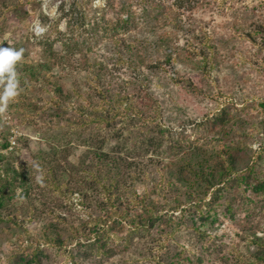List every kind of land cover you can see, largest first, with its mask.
<instances>
[{
  "label": "trees",
  "instance_id": "obj_1",
  "mask_svg": "<svg viewBox=\"0 0 264 264\" xmlns=\"http://www.w3.org/2000/svg\"><path fill=\"white\" fill-rule=\"evenodd\" d=\"M33 1L0 0V13L13 11L19 22L26 21L30 16L28 3ZM135 1L144 7L145 17L153 22V38L135 35L123 38L120 34L121 31L127 33L138 26V15L133 12L131 3L124 4L116 12L114 20H108L105 15L99 18L89 16L76 2L67 12L65 6L60 9L61 19L67 18L69 36L62 38L57 28L58 36L44 37L39 42L41 62L28 64L20 60L17 63L16 71L21 86H50L45 87L50 97L45 105L50 110L45 105L38 106L25 96L18 103L28 107L33 115L40 118H63L70 130L60 134V138L57 135L58 145L53 144L47 152H38L28 167L16 170L8 166L4 171L5 176L0 174V220L6 207L13 206L18 198L29 203L34 200L33 191L41 183L45 187L47 184L54 196L70 203V208L80 207L89 216L86 223L90 224V228L84 222L80 221L79 224L86 235L84 241L88 243L75 239L78 248L86 250L81 254L89 252L88 257H108L113 253V250L107 249L112 235L104 225H100L106 223V219L92 218L90 205L98 204L112 223L129 224L128 234L124 237L125 244H130L132 237L146 230L148 225L152 227L161 221L169 225L172 222L154 216L148 204H143L145 202L140 204L143 213H132L130 208H124V205H130L137 198L136 184L153 167L160 174L156 186L166 194L170 193L167 196L169 199L174 194L173 201H176L177 208L183 214L181 219L189 218L194 222L198 217L200 225H206L210 220L215 222L218 208L224 207L230 221L255 247L248 264H264V146L250 153L247 144L240 140L247 135L243 131L244 125L239 124L236 118L235 123L239 127L236 124L234 128L231 116L224 107L212 117L205 116L197 135L198 140L209 134L212 137L221 135L225 142L222 148L175 140L164 122L165 107L152 88V76L164 74L171 78L175 86L188 89L191 93L209 95L208 90L199 88L191 78L181 76L175 66L182 64L199 71L208 80L216 67L217 48L210 44L211 37L207 32H203L200 46H194V42L178 46L174 42L176 36L172 38L160 34L159 28L172 25L181 29L179 12L177 14L175 8H167L160 0ZM192 1L196 0H176L171 5L176 6V9L189 8ZM115 2L106 0L105 9L115 11ZM109 28L114 33L110 41L117 56L116 65L130 69V81L116 80L109 75L111 70L106 61L89 56L93 52V45L104 41L105 36H101L100 30L107 32ZM247 37L253 39L251 34ZM2 46L9 47L6 44ZM262 65L264 68V59ZM169 68L174 69V72L169 71ZM75 69L86 73L84 83H75L71 74ZM56 70L66 72V75L49 78ZM174 93L172 89L170 98L176 102L175 98L179 95ZM261 106L264 109V103ZM70 113L75 116L66 118ZM76 128L82 129L81 132ZM73 137L80 139L81 144L73 146ZM60 139L65 141L64 144L60 142L61 146ZM167 143L170 144V152L168 157L166 153L168 161L164 163L159 160L163 158L159 151L167 148ZM3 147L10 148V140ZM81 147L85 148L84 152L76 161L70 160V154ZM151 151L158 155L154 156L157 160L144 162L143 158H147ZM6 158L7 155L0 154V163ZM10 173L12 177H8ZM82 181H87V184L83 185ZM16 188L21 189L20 196ZM179 193L183 200L177 197ZM75 200L78 202L74 203ZM31 211V218L33 215L37 218V211ZM10 212L6 216L8 221L14 225L24 224L26 217L18 221V214L12 210ZM39 214L43 215L41 211ZM49 215L52 218L46 227L54 232L55 237L48 240L55 247L67 251V243L58 227L62 223H69L68 219L58 210H53ZM71 228L74 232L72 236L79 237L76 226L71 225ZM29 249L17 253L14 257L17 262L14 264H43L44 259L49 258L40 244ZM71 253L68 252L70 261L82 264L75 262L76 257ZM178 263L182 264L180 261Z\"/></svg>",
  "mask_w": 264,
  "mask_h": 264
},
{
  "label": "rangeland",
  "instance_id": "obj_2",
  "mask_svg": "<svg viewBox=\"0 0 264 264\" xmlns=\"http://www.w3.org/2000/svg\"><path fill=\"white\" fill-rule=\"evenodd\" d=\"M160 1L167 8H175V12H179L181 25V29L172 25L160 27V34H166L172 38L176 36L174 42L183 47L188 42L191 44L194 42V46H200V38L203 32H207L211 37L210 44L216 46L218 51L216 67L208 80H205L199 71L182 64L175 66V70L181 76L191 78L199 88L204 91L208 90L209 95L191 93L188 89L184 90L175 86L171 78L164 74L152 76L153 92L165 107L164 122L174 139L181 142L186 141L187 144L198 146L207 144L208 147L222 148L225 142L221 135L212 137V134H209L201 140H198L197 135L205 116L211 115L212 117V114L224 107L231 116L230 120L234 128L237 124L235 123L236 118L239 124L244 125L243 131L247 135L241 137L240 140L247 144V150L250 153L259 151L260 146H264V109L261 106L264 103V68H262L264 0H196L188 5L189 8L182 9H176V6L171 5L176 0ZM33 2L35 4L28 3L27 9L30 16L26 21L19 22L13 11L0 13V46L6 44L17 50L22 49L21 60L28 64L41 62L42 50L39 42L44 37L58 36L57 28L62 33V38L69 36L67 18L61 19L60 9L65 6L67 12L76 2L89 16L99 18L105 15L108 20H114L116 12L124 4L131 3L133 12L138 15V26L127 33L121 31L122 37L128 38L134 35L140 38L154 37L151 31L153 22L145 17L144 7L139 6L135 0H116L115 11L105 9L106 0H34ZM107 30L109 31L100 30L101 36H105L104 41L94 44L93 52L89 56L106 61L111 70L109 75L116 80L130 81V69L116 65L117 56L113 51L112 41H110L114 33L110 28ZM249 34L253 39L247 37ZM58 47L60 48V45ZM169 71L174 72V69L169 68ZM71 74L76 84L85 82L87 75L81 69H75ZM62 75L65 76L66 72L61 73L56 70L49 78L52 76L60 78ZM19 87V95L14 101L9 102L5 110L0 111V154L7 155L6 160L0 163V174L3 176L8 166L16 170H21L24 166L28 167L38 152H47L53 144H57V135L60 138V134H65L70 130V126L63 118H40L36 114L33 115L28 107L18 103L25 96L38 106L45 105L50 98L46 88L50 86L29 85L24 87L19 84ZM172 89L175 91L174 94L179 95L175 98L177 103L170 98ZM45 106L50 110V107ZM73 116L75 115L70 113L66 118ZM237 126L239 127L238 124ZM57 129L59 131L56 133ZM76 129L78 132L82 130ZM9 140H15L17 144L13 148L6 149L3 145ZM72 140L73 146L81 144L77 137H73ZM60 142L65 143L60 139L59 146L62 145ZM169 146L170 144L167 143V148L159 151L160 156L163 157L159 160L164 163L168 161L166 153L168 157ZM84 149L81 147L72 152L70 160L76 161ZM154 156L158 155L151 151L143 160L146 163L151 160L156 161ZM262 168H264V162ZM159 175L153 167H150L146 176L142 175V181L135 186L137 198L130 205H124V208H130L132 213H143L144 209L140 204L145 202L143 204H148L154 216H161L163 220L169 219L172 222L169 225L163 221L156 222L152 227L148 225L146 230L132 237L130 244L124 243L129 224L112 223V220L109 221L105 217L106 213L100 210L98 204L89 206L92 218L106 219V223L100 225H104L112 235L107 249L113 250V253L108 257L99 258L88 257L89 252L81 254L86 250L78 248V242L75 241V239L86 240V235L79 224L81 222L87 224L89 216L80 207L70 208V203L54 196L48 185L45 184V187L41 183L40 187L33 191L34 200L26 203L27 200L18 198L16 200V202L19 200L18 204L15 202L13 206L6 207L7 210H3L4 216L0 220V264H14L17 262L14 258L17 253L27 251L37 244H40L49 256L44 259L43 264H74V261H70L68 254L71 251L73 252L71 254L76 257L75 262L82 264H177L179 261L182 264H248L255 247L249 244L240 229L230 221L224 212V207L218 208L217 220L215 222L210 220L206 225H200L201 221L198 217L194 222L189 218L181 219L183 214L177 208L176 201H173L174 194L169 199L167 196L170 193L166 194L165 191L160 190L159 186H156ZM8 177H12V173ZM82 184H87V181H82ZM16 190L20 196L21 189L16 188ZM180 196L182 197L181 193L177 197L183 200ZM77 202V200L74 201V203ZM11 210L18 214V221L26 217L24 224L14 225L7 220L6 216L11 213ZM31 210L37 211V218L34 215L31 218L33 214ZM53 210L54 212L58 210L68 219L69 223H62L58 227L60 235L67 243V251L64 248L55 247L53 242L48 240L52 236V238L55 237L54 232L46 227L52 218L49 214ZM39 211L43 215L40 216ZM70 221L71 225H75L79 230L80 235L77 238L72 236L74 232ZM87 225L89 226L87 228H90V224ZM86 234H88L87 230Z\"/></svg>",
  "mask_w": 264,
  "mask_h": 264
},
{
  "label": "clouds",
  "instance_id": "obj_3",
  "mask_svg": "<svg viewBox=\"0 0 264 264\" xmlns=\"http://www.w3.org/2000/svg\"><path fill=\"white\" fill-rule=\"evenodd\" d=\"M23 50L0 46V111L19 95V79L16 65L21 60Z\"/></svg>",
  "mask_w": 264,
  "mask_h": 264
},
{
  "label": "built area",
  "instance_id": "obj_4",
  "mask_svg": "<svg viewBox=\"0 0 264 264\" xmlns=\"http://www.w3.org/2000/svg\"><path fill=\"white\" fill-rule=\"evenodd\" d=\"M12 139H15V138H12ZM10 143H11V147L10 148H13V146H15L17 144V141L10 140Z\"/></svg>",
  "mask_w": 264,
  "mask_h": 264
}]
</instances>
